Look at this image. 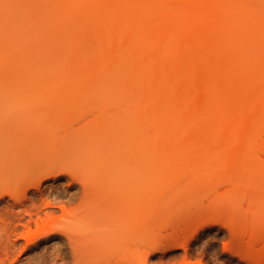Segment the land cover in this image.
Here are the masks:
<instances>
[{
	"label": "rangeland",
	"instance_id": "1",
	"mask_svg": "<svg viewBox=\"0 0 264 264\" xmlns=\"http://www.w3.org/2000/svg\"><path fill=\"white\" fill-rule=\"evenodd\" d=\"M134 1L0 0V177L4 175L12 181L42 177L39 170L49 160L57 158V170L42 182L40 190L43 193L33 188L27 197L23 196L24 191L21 190L16 199L6 196L0 200V264H65L67 259L63 258L64 253L70 248H65V237L57 230L45 229L43 233L27 235L22 228L17 235L8 238L11 217L7 214L15 212L10 203L24 201V208L34 207L42 200L46 203L47 196L57 205L65 204L68 209L78 203L74 193L81 187L69 184L70 175L58 169L69 168L75 174L85 175L91 168L87 154V149H90L87 147L91 144L88 137L95 140L97 136L89 133L88 141H85L83 136L86 134H73L75 138L69 137L62 142L61 131L63 136L67 131L64 127L58 129L57 125H64L63 122L79 124L94 106L86 104L85 100L94 99V95L100 99L98 102L102 100L101 97L105 99L99 106L108 108L107 101L112 96L129 98L131 94L123 90L111 91L110 94L103 92L105 86L114 85L113 88H116L124 82L134 84L137 97L152 107L155 121L149 133L141 130L136 134L131 129L120 136L121 144L125 145L133 139L136 142L127 145L130 148L121 150V154H130L132 158L121 166L122 169L116 166L122 171L130 167L131 177H142L138 193L136 191L140 213L131 222L141 228L138 250L132 248L130 223L128 227L125 224L127 218H116L122 212L121 208L108 206L107 199L98 198L96 206L86 209V212L90 214L89 220H99L98 225L105 235L79 244L81 264H264V129L260 130L263 123L256 124L257 118L252 116L254 118L250 120L255 129L259 127L258 135L253 133L255 129L252 125L247 133L248 139L254 137L251 133L255 135L254 138L243 141L242 135L238 137L241 133L236 132L239 133L237 136L234 132L236 129L232 131L233 126H230L238 125L232 122L234 112L229 115L236 105L234 107L230 102L228 105L232 104L233 109H223V105L227 104H223L224 101L229 103V97L231 101L233 96L234 92L231 91V94L228 91L233 83L224 85L229 86L224 89L228 91L227 96L231 95L228 99L224 97L226 91L221 88L222 82H227L232 72L236 76L239 73L240 77L231 74L230 78L242 79L241 82L247 80L244 84L248 83L247 87L239 83L243 86L237 89L236 95L255 83L259 87L257 81L264 83V0H147L150 2L144 5L140 3V9L136 8ZM178 7L182 13H179ZM113 10L121 14L115 16ZM126 10L134 18L140 15L148 25L144 27V23H139V26L158 31V39L169 42L168 52L165 49L163 53L167 56L160 55L163 60L156 62V58H153L152 49L160 47L156 45L161 42L158 41L156 45L155 42L153 46L156 37L152 39L153 42L149 39L152 48L147 42L149 40L132 33L135 29L131 28L130 36L133 39L129 35V39L126 38L125 31L130 27L128 22L122 21L128 16ZM115 17L119 21H115ZM169 18L170 22H167ZM189 30L193 31L192 34ZM186 31L190 34L187 35ZM171 37H174V42ZM140 40L146 42L140 43ZM139 44H142V49L145 46L144 50H152L153 59L147 63ZM171 45L175 47L172 49ZM256 49L258 55L251 54ZM238 50L248 59L253 55L251 59L256 66L260 63L257 61H261L258 69L251 68L254 64L248 66V59H245L249 62L244 65L243 57V66L234 71L241 63L238 60L237 67H234L236 61L232 64L228 58L233 61L232 58L240 55ZM135 56L141 57V62ZM145 56L151 58V55ZM210 58H216L218 66H212L217 61L210 64ZM221 58L225 59V64L230 63L229 67L233 65V70L224 63L222 66L219 63ZM152 60L154 64L150 62ZM133 61L136 63H130ZM244 66L249 67H245L247 72L242 70ZM226 68L232 72L228 74ZM250 69L252 71H248ZM249 72L255 74L257 81L254 84ZM223 73L225 80H222ZM213 78H217L215 83H219L222 89L219 88L222 91L219 93L225 94L223 98L226 100L222 102L220 96L219 101L213 98L219 95L216 93L219 89L214 90V81L208 84ZM236 79L232 82H236ZM248 80H252V84L249 85ZM68 82H82L85 86L80 90L91 92L84 98L81 97L84 94L75 88L69 94L74 99L60 107L56 103L64 98L65 93L60 88ZM167 84H170V89L165 88ZM206 85L212 89L207 87L205 92ZM59 86L61 91L57 90ZM261 86V90L258 89L261 93L256 94V91L255 95L264 94V84ZM236 88L231 90L235 91ZM99 89L103 93H97ZM212 90L215 94H212ZM249 90L252 91V88ZM241 93L239 99L235 98L238 103ZM202 96L205 97L201 100ZM208 96L212 99L209 100ZM149 98H153V102H149ZM235 101L233 103L236 104ZM250 101L248 105L242 102V107L237 104L236 108L239 106L243 109L251 104ZM219 102L223 104L219 105L221 110L216 109L217 112L213 113L207 109L209 103V108L215 103L212 108L215 111L214 107L218 108L216 103ZM257 103L254 107L253 104L250 106L254 109ZM55 107L59 109H56L58 114L52 117L50 112ZM35 108L38 109L33 114L34 110L31 109ZM45 110L49 113L43 115ZM247 110L243 109L242 113ZM140 113L136 117L139 116L140 122H143L144 113L146 118L144 107H140ZM249 113L246 114L248 118ZM53 119H56L55 122L61 120L62 124L55 123ZM235 121L240 122L239 119ZM230 122L231 131L221 134L222 123L227 125ZM52 125H55L54 128ZM51 129L53 132L50 131L49 135ZM247 133L244 135L246 139ZM55 141L59 142L57 149ZM94 143L91 146L97 148L98 144L95 147ZM140 144L149 147L140 148ZM32 147L39 152L34 148L33 153L26 154L25 149ZM137 162L138 167L135 165ZM134 165L136 168H133ZM111 166L108 167L110 171L115 169ZM110 171V174L114 173ZM135 197L134 193H129L122 202L131 203ZM151 203L152 210L148 208ZM45 212L54 217L61 214L59 207L47 208ZM12 243L16 245L13 247ZM120 257L125 263L122 260L117 262ZM69 258L67 264H74Z\"/></svg>",
	"mask_w": 264,
	"mask_h": 264
},
{
	"label": "bare ground",
	"instance_id": "2",
	"mask_svg": "<svg viewBox=\"0 0 264 264\" xmlns=\"http://www.w3.org/2000/svg\"><path fill=\"white\" fill-rule=\"evenodd\" d=\"M124 1H126V0H124ZM144 1H145V3L143 2V0H140V1L137 0V2L134 1V2H136V8L137 9H140L139 7L142 8V6L140 5L141 2L143 3V4L141 3L142 5L150 2V1H147V0H144ZM186 8L187 7H185V10H187ZM179 10H180V8H179ZM126 11H125V13H126ZM180 11H179V13H182V10H180ZM113 12H114V10H113ZM115 13H116L115 16L121 14V13H118L116 11L114 12V14ZM127 14H128L129 17L126 16ZM126 15L124 14V17L126 16L127 18L126 17L125 18H122V21H123V23H126V24L128 22V24L130 26L129 27L130 31L128 29V30L125 31L126 33L123 32V34L125 33V36L127 35L126 36L127 39H129L128 38V35H129L130 39H131V37L133 39V36H130V35H132V33H135L134 35L137 34L138 37L140 36L143 39L145 38L146 40H149L150 38L152 40V39H154L156 37L157 38V41L155 40L156 38L154 39V42L152 40L153 46H154V43L155 42H156L155 43V45H156L158 43V41H161L158 45H156V46H160V47H156L155 46L156 49H152L154 51L153 52V58H156L154 60L156 62H159V60L163 58L160 55H163L165 49L167 50V48H168V45L167 44H169V42L168 43L167 42L165 43L163 41L164 39H162V40L161 39H158L159 38V35H158L159 33H157L158 31L156 32V30L154 31V29L153 30H150L147 27V28H145L146 29V31H145L144 27H146L147 24L143 20L144 18H140L139 17L140 15L137 14L138 16H135V18H134V15H130L128 11H127ZM141 17H142V15H141ZM173 17L174 16L170 17L172 21H173ZM170 18L167 20V22H170ZM114 19H115V21H117V20L119 21V19H117L116 17ZM139 23H141V24L144 23V24H142V25H144V27L141 24H140L141 26H139ZM130 24L132 26H134V27H132ZM141 27H143V29ZM131 28L132 29H135V30L132 31V33H131V30H132ZM148 31H150V32H148ZM127 32H130V33L128 34ZM186 32H187L186 34L188 35V34H190L189 32H191V34H192L193 31L192 30L191 31L189 30V32L188 31H186ZM166 37H164V38H166ZM134 38L136 39V36ZM168 38H170V37H168ZM168 38H166V39H168ZM171 38L173 39V42H174L175 41L174 37H171ZM172 39H170V40H172ZM142 40H140V43H143L144 42ZM151 40H149L147 42H150ZM151 44L152 43L150 42V45L149 46L152 48ZM140 45H142V44H139V47H140V50H141L143 59L146 58L145 63H147V61L149 59H153L152 58V54H151V51L152 50H150L149 47H147L149 49L144 50L145 49V46H144V49H142L143 47H141ZM170 47L172 48L173 46L171 45ZM176 47H178V45H176ZM148 50H150V52ZM240 50H241V48H240ZM240 50H238V51L240 52ZM257 50L258 49H256V51ZM256 51H254L255 53L253 52L251 54L254 55V54L257 53V55H258V51L257 52ZM166 52H168V50ZM169 53H170V50H169ZM169 53H167V54H169ZM137 54H139V53H137ZM145 54L146 55L147 54L148 55H151L150 56L151 58H148L149 56L148 57H146V56L144 57ZM158 55H159V57H158ZM165 55H166V53H165ZM165 55H163V56H165ZM240 55H242L241 52H240ZM240 55L237 54V56H235L237 59L235 57L232 58L233 61L230 58H228L229 61H230V63L232 62V64H234V61H236L235 62L236 64H235L234 67L239 66V68L234 69V71L239 70L240 69V66H243L242 63H241V61H242L241 59H243L244 56L243 55L240 56ZM252 56H251V58H252ZM138 57L139 56H135V59H137V60L140 59L139 61L141 62V57H139V59H138ZM248 58L249 57H244V60L242 61L243 64L249 60L251 63L248 61L249 62L248 63V66H249V64L250 65L251 64H254L251 68L253 69V67H255V68L258 69L257 66L259 64L261 65L262 62L261 61H257V60H259V59H257L256 61L258 63L259 62L260 63L259 64L256 63L257 64V66H256L255 65V61L253 63V59H251V58L248 59ZM212 59L213 60L215 59V60L213 61ZM212 59H211L212 62H210V64L217 61L216 62L217 64L216 63L215 64L213 63L212 66H215V65L218 66V60L216 58H212ZM228 59H227V61H228ZM234 59H236V60H234ZM245 59H248V60L246 61ZM154 60H152L150 62H152L154 64L155 63V62H153ZM238 60L241 63V65H237L238 64ZM140 62H138V63H140ZM130 63H136V61H133V62H130ZM219 63L222 66H223V63H224V66L227 65V64H225L226 61L223 58L219 59ZM230 63H228V65H227L228 67L230 66ZM221 65H219V66H221ZM244 65H246V64H244ZM131 66L132 65H130L129 67H131ZM231 67H229L228 69L231 68V70H233V65H231ZM245 67L247 69L249 68L247 66H244L242 68V70H245V72H247ZM261 68L262 67H260V73L262 72L261 71ZM226 70H227V68H226ZM147 71H148V69H147ZM149 71H150V69H149ZM248 71H252V70L250 69ZM161 72H162V70H161ZM231 72H230V70H229V72L227 70V73L228 74L231 73ZM253 72L257 73L256 70L255 71L253 70ZM253 72H251V74L249 72V74L252 75V78H250V79H252V80L254 79L253 80V84H254V81H257V80H256V78L254 76L255 74H253ZM224 73H225V70H224ZM224 73H223L222 80H225V79H223L224 78V75H225ZM233 73H235V72H232L231 73L232 76L235 75V74L233 75ZM260 73H259V75H261ZM163 74H165V71L163 72ZM231 74H229L230 77H231ZM236 74H237V76L235 75L236 77H240V76H238V75H240L239 73H236ZM250 75H249V77H251ZM259 75L257 74L256 77L258 78ZM214 77H215V75H214ZM230 77L228 79L230 80L231 83L228 81V79H226L227 82H222L224 84H223V86L221 85L222 86L221 88L223 89V91L224 92L226 91L225 92L226 95L225 94H222V93H219V91H220L221 88L219 87L220 85H218L219 83H217V82L216 83H217L218 88L216 87L215 81H217V78H216V80L213 78L212 82H208V84L211 85L213 83V81H214V83H213V84H215L214 85V90H215V88H216V90H218L220 88L218 90V92L216 91V93L217 94L219 93V95L217 96V94H216L214 96H217V97H213V98H217L218 99V97L220 96V97H222L220 99L221 102L224 101L225 98L228 99V96H231L229 93H228L229 95L227 96V92L228 91H230V92L233 91L235 94L234 93L232 94V92H231V94L233 95V96H231L232 97L231 98V101H230V97H229V99H228L229 103L227 101H224V103H223V104H226L227 103L226 105H223L221 102H219L220 104L219 103H216V105H217L218 108H216V106H215L214 107V110L215 111H213V109H212L213 108V104H215V103L212 104L211 108H209L210 107V103H209V106L207 107V109H210V111H212L214 113V112H217L216 109H219L220 108V110H221V107H219V105L222 104L223 107H224L223 109H228V110L230 109V110H232L233 109V105H234V107H235V105L237 107V104L238 105L240 104L239 106L242 107L246 103H247L246 105H248V102L250 100H251L250 101L251 104H253L252 106L254 107V104L256 105V103L259 101L257 103V106H255L254 109H253L252 106H250L251 104H249V106H244V108H243L244 111L248 108V110L246 111V113H242L243 109L242 108H239V106H238V108L235 107V110H233L231 113H229V111L227 110L228 113H229V115H232V113L234 112L233 113V117L235 116L234 117L235 119L233 118V121L232 122L233 123L235 122L238 125H235V124L232 125L231 122H230L229 124L227 123V125H228V127H227V125H225V123H222V126L220 127V130H219V132L221 134L229 133L231 131L229 125L231 124L230 126H233L234 127V128L231 127L232 131L236 129L234 131L235 133L236 132H240L241 133V134L236 133V135L239 134V136L237 135L238 137H241L240 135H242L243 141H246V140L248 141L251 138H254L255 135L256 134L258 135V133H259V132L257 133V130H259V127L257 126V129H255L256 127H255V125H253L254 123H253V121L250 120V118L253 119L254 117H256L257 118V119H255V120H257V122H255L256 124L257 123H259L260 125L262 123L264 124V116H263L264 115V94L263 95L262 94L261 95H255V92L256 91H258V92H256V94L257 93L258 94L261 93L258 89H260V86L261 85L263 86L264 83L263 82H260V81H257V83L259 82V84H258L259 87L258 86H255L256 83L254 84V86L253 85L249 86L248 89L252 88V91H250V90L247 91L248 90L247 88H245L247 90H244L243 89L244 92H243V90H242V93L240 92L241 93V96L243 98L241 97L240 98V103H238L239 101L237 99H239L238 96L240 97V93H238V95H236V93L243 86L242 84H239V83H243L244 84V82H247V80L244 81V82L243 81L241 82L242 79H239L238 80V79L235 78L236 79V82L238 80V82H237L238 87L236 88V85H237L236 82H232V80L234 81L235 79H232ZM225 78H227V77H225ZM262 79L263 78H261L260 80L262 81ZM243 80H245V79H243ZM252 80H250V81L248 80V82H250L249 85L252 84ZM263 81H264V79H263ZM226 83L229 84V86L233 83L230 86V90H228V91L227 90H224L225 88H229V86L228 87L227 86L224 87V85ZM260 83H261V85H260ZM73 85H75V86H73ZM133 85L134 84H132L131 82H128V83L127 82L126 83L124 82V83L118 85L116 88H113L114 85H111L110 87L105 86L106 89H105V87L103 88V92L104 93H107V94L109 93L110 94L111 91L123 90V91L129 92L131 94V96L129 98L122 97V96H115V97L112 96V98H111V96H108L109 98H111L110 100L107 101L108 104H109V108H108V107L99 106V105H101V102H103L102 100H105V99H103L101 97L102 100L100 102H98L100 99L95 98V95H94V99H92L90 101L89 100H85V101H87V102H85L86 104H88V103L90 104L91 103L90 105H94V106L89 111L88 116H86L87 115L86 114L78 122L79 124H76V125L74 123H72V124L71 123L70 124L67 123L66 124L65 122L62 121L64 125H61V126L59 124L57 125L58 129L59 128L60 129L61 128L63 129V127H64L66 129V131H67L66 134L64 132L65 136H63V131H61V133H62L61 141L62 142H63V139H66L67 140V139H69V137L72 138L74 135L79 136V135H83L82 133H84V134H86V136H83L84 140L85 141H88V138H89V140H90V142L92 144V143H94L92 141L94 139L93 138L90 139V137H88V134L90 133L92 135L97 136L94 141H96V144H98L97 145L98 147L96 146L95 143H94L95 144V147H97V148H93L91 146V144H90V146L88 145V147H87V148L92 149L91 151L89 149L90 152L87 149V152L88 153L86 152L88 154V159H89V161L91 163V168H89L88 172L85 175L80 176L78 174H75V173L71 172V170L69 168L58 169V170H64V172H67L70 175V181L71 182L69 181L70 182L69 184H71V185L72 184L73 185L76 184V185H79V187H81L78 190H76L75 193H74V198L75 199H78V203L75 206L71 207V209H68L65 204L64 205H57V204H55L53 201L49 200L48 196L45 197V200H47L46 203L44 202V200H42L41 203H39L38 205H36L34 207L24 208V205H25V202L24 201H21L20 203H14V202H12V203H10V206H11L12 210L15 211V212H12L10 214H7L9 217H11V220L9 221V223L11 224V226L9 227L10 233L8 234V238L10 236H12V235H17L22 228H24V232H26L27 235H31L34 232L43 233V231L45 229H49V230L54 229L55 231L57 230L58 233L62 234L65 237L64 240H66V241H65L64 244H67V245H65V248H66V246L67 247L69 246V248H70L69 249L70 251L68 250L67 252L64 253V257L63 258L64 259H67V261L65 262V264H67L68 258L70 256H71L70 258H71V260H72V262L74 264H81L82 262L79 261V258H80V252H79V249H78L79 244L82 243V242H86L88 240H95V239H97V238L105 235V231L103 229H101L99 227V225H98L99 224V220L98 219L89 220L90 214H88L86 212V209H88V208H94L96 206V203H95L96 199L102 198V199H107L106 200V203H107L108 206L113 205V206H116V207H120L121 208V211L122 212L119 213L116 216V218L118 219V218H121L122 216L125 217V218H127V220L125 221V224L128 227V225L130 223V233H129V237H130L131 241H133L132 248L135 251L138 250V243H139V240H140L141 228H140V226L138 224H135L134 225V224H131V222H133V219L136 218L138 216V214L140 213V209L138 208V204H139V198L138 197L139 196L136 194V191L138 193V190H139L138 189V185L140 184L139 182L141 181L142 177H134V178L131 177V175H130V167L127 168L126 170L124 169V171L121 170L122 169L121 166H123L124 163L126 164V162H128V160L130 158H132L130 154L129 155L127 153L126 154H121V152H122L121 150L123 148H124V150H126L125 147L126 148H128V147L130 148L131 144H134L136 142V139H133L131 141H128L124 145V144H121V137L120 136L123 135V133H125V131H128V130L131 131V129L136 134L141 133V130L143 132H145V133H149L154 128L155 121H154V117H153V114H152V107L148 104V102L142 101L141 99H139L137 97L136 91H135V88H134ZM61 86L62 87L60 88V86H59L57 90L58 91H61L60 89H62V91L65 92V93L63 94V97L64 98L61 97L63 99H61L60 101L58 99V102L56 103L60 107H62L61 105H65L66 103H68V101H70L71 99H74V96H71L69 94L75 88H78L79 91H81L80 93H83L84 94V95L81 96V97H84V98L87 96L86 94L88 92H91V91H82V90H80V89H83L82 88L83 86H85V84L82 83V82L81 83H77V84H74L72 82H68L65 85H61ZM165 86H166L165 88H169L170 89V84H167ZM233 86H235V87H233ZM247 86H248V83H245L243 87H247ZM205 87H204V90H205V92H207L206 90H208L207 87H209V86L206 85ZM3 88L5 89L6 87H3ZM232 88H236L235 91L234 90H231ZM238 88H239V90H237ZM210 89H212V87ZM65 90L67 91V93H66ZM262 90H263L262 93H264V89H262ZM103 92L102 91L100 92V89H99L97 93H103ZM205 92H204L203 95H205ZM220 92H222V91H220ZM251 92H253V93H251ZM1 93H3V92H1ZM243 93H245V94H243ZM246 93H251L252 95L251 94H246ZM66 94L68 95V97H67ZM206 94H209V92L206 93ZM212 94H215V93H213V90H212ZM223 95H225L224 96L225 98H223ZM234 95H235V97H234ZM247 95H249V96H247ZM1 96H2V94H1ZM212 96L213 95H211V97ZM246 96L248 98H246ZM253 96L255 98H257V96H258L259 100H257L258 98L257 99H252V98H254ZM202 97L200 98L201 100L204 99L205 96H202ZM206 97H207V95H206ZM211 97H210V99H212ZM236 97H237V99H235ZM244 98L246 100H248V102L245 101ZM208 99H209V96H208ZM208 99L206 98V100H208ZM241 99H243L245 101V104H244V101L243 100L241 101ZM252 100L254 101V103L252 102ZM148 101L149 102H153V98H149ZM214 101H216V100H214ZM218 101H219V99H218ZM233 101H235L237 103L235 104V103H233ZM255 101H256V103H255ZM93 102H95V103H93ZM230 102H232V104H233V105L231 104L232 108H230L231 106L228 105V104H230ZM242 102H243V105L241 104ZM262 102H263V104L260 105V103H262ZM206 104L208 105V103H206ZM56 107L54 108V110L52 109L51 112H50L51 115H52V117L58 114L57 113L58 112L57 110H59V109H57ZM140 107H144V110L146 112V118H145V113H144V121L143 122H140L139 116H138V118L136 117L138 114H141L140 113ZM249 107L253 110L252 112H251V109ZM37 109L38 108L31 109V110H34V112H32V113L34 114ZM239 109H241V111H239ZM236 110H238L239 112L236 111ZM53 111H55V112L57 111V112L54 113ZM46 112L49 113L48 110H45L44 114L43 113L42 114L45 115V114H47ZM249 112H251L252 114L250 115ZM32 113H31V115H33ZM209 113L211 114V112H209ZM228 113H226V114H228ZM235 113H238L239 115L240 114L241 115L238 117V114L235 115ZM248 113H249V118L246 115ZM29 115H30V113H29ZM242 116H244V117L246 116L247 119H246V117L243 118ZM252 116H254V117H252ZM135 117L139 121L138 120L136 121L135 120ZM236 117H238V118H236ZM236 119L237 120L239 119L240 122L239 121H235ZM244 119H246V122H245ZM55 120L53 119L52 121L55 122ZM241 120L244 123L241 122ZM258 120H260V121L258 122ZM247 121H249V122L247 123ZM58 122L61 123V120L60 121H57L55 123H58ZM223 122H225V121H223ZM55 123H53V124H55ZM245 123H247V125ZM223 124L226 126V128L224 127ZM263 124L261 125L262 127H264ZM239 125H240V127H239ZM252 125H253V129H255V130H253V133L255 135L253 133H251L250 135H252L254 137H251L250 139H248V137H249L248 136L249 135L248 133L250 132V129L249 128H251ZM54 126L55 125H52L53 128H54ZM261 126H260V130H263L264 128L261 129ZM57 127H56V129H57ZM223 127L225 129H222ZM240 128H241V131H240ZM237 129H239V130H237ZM246 129H249V130H246ZM50 131L53 132V129L49 130V132H48L49 135H50ZM247 131H248V133H247ZM254 131H256V132H254ZM234 132H232L233 135L235 134ZM246 133H247V139L245 138L246 136L244 137V135H246ZM52 134H54V133H52ZM98 136L100 138H98ZM73 138H75V137H73ZM56 141H58V140L56 139ZM56 141H55V143H56V148L55 149L58 148L57 147V144L59 145V142H56ZM24 142H27V141H24ZM29 142L31 143L32 141L29 140ZM26 145H28V147H30L29 144H26ZM127 145H130V146H127ZM138 146H140V148H143L144 147L142 144H140ZM117 147H120V149L116 150ZM148 147L149 146L145 145L144 148H148ZM34 148L35 147H32V149L31 148L30 149L29 148H26L25 149V153L26 154H27V152H28V154L33 153ZM36 150H37V148H35V151ZM119 150H120V152H119ZM111 151L113 152V154L111 153ZM116 151L119 152V153H117ZM37 152H39V151L37 150ZM114 152H116V153H114ZM56 163H57V158H53L52 160H49L45 164V166L39 170V173H40V175L42 177H24L22 179L12 181L10 179V177H4V175H3V177H0V200L1 199H5L6 196L10 197V199L11 198L12 199H16L18 197V195H19V191H21V190L24 191V195H23L24 197H27L29 191L32 190L33 188H36V189L40 190L43 180L46 179V178H48V177H50L51 175H53L55 173V171L57 170ZM110 165H112L111 166L112 168L115 167V169L114 168L111 169L112 171H114L113 174H110L109 173L110 169L108 167ZM135 165H136V167H138L137 166L138 165V162ZM135 165L133 166V168H136ZM116 166L119 167V168H121V169L117 168ZM116 168H117V170H116ZM118 170H121V171L119 172ZM112 171H110V172L112 173ZM104 172H107V174H104ZM109 174L112 175V177H110ZM106 175H108V177H105ZM40 193H43V191L40 190ZM129 193H134L135 196H136L135 199L133 198V202H131V203H123L122 202V199L125 198V197H127ZM43 196H44V194L41 195V197H43ZM9 202H10V200H8V203ZM56 207H59L60 210H61V214L59 215V217H54L52 214H49V213L45 212V210L47 208H52L53 209V208H56ZM152 207H153V203H151L150 205H148V208L150 210H152ZM15 245H16L15 243H12V246L13 247ZM121 260L123 261V257L118 258L117 259V262H122Z\"/></svg>",
	"mask_w": 264,
	"mask_h": 264
}]
</instances>
